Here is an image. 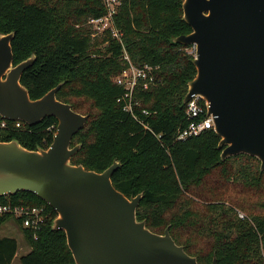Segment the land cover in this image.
<instances>
[{
	"label": "trees",
	"instance_id": "1",
	"mask_svg": "<svg viewBox=\"0 0 264 264\" xmlns=\"http://www.w3.org/2000/svg\"><path fill=\"white\" fill-rule=\"evenodd\" d=\"M118 1L113 24L119 40L88 24L104 16L102 0H0V34L14 33L13 65L35 56L20 84L36 100L64 83L57 100L88 117L72 138L71 147H81L71 164L101 173L118 162L112 185L127 198L142 195L136 217L151 232L169 227L174 242L198 264H211L213 257L217 264H264V171L258 160L239 155L221 161L213 130L176 139L187 123L182 99L196 74L190 47L172 42L191 32L182 19L183 0ZM124 54L136 67L158 68V83L137 95L148 112L140 116L146 127L117 102L124 93L115 83ZM56 126L45 118L10 127L0 132V142L46 149ZM231 189L240 190L228 195ZM7 202L45 204L30 193L0 198ZM47 212L36 240L19 228L30 248L20 264H75L64 233L51 229L56 214L48 206ZM17 247L15 239L0 237V264H11Z\"/></svg>",
	"mask_w": 264,
	"mask_h": 264
},
{
	"label": "water",
	"instance_id": "2",
	"mask_svg": "<svg viewBox=\"0 0 264 264\" xmlns=\"http://www.w3.org/2000/svg\"><path fill=\"white\" fill-rule=\"evenodd\" d=\"M182 19L191 32L172 42L195 48L196 70L182 105L192 97L207 104L221 161L245 155L263 172L264 0H183ZM13 38L0 34V118L29 127L53 118L57 126L46 149L0 142V198L30 193L44 202L56 214L51 229L64 233L75 264H198L169 227L156 234L137 220L142 195L127 198L112 185L118 162L101 173L71 164L81 147H71L72 138L88 117L57 100L63 82L30 99L20 79L35 56L13 65Z\"/></svg>",
	"mask_w": 264,
	"mask_h": 264
},
{
	"label": "built area",
	"instance_id": "3",
	"mask_svg": "<svg viewBox=\"0 0 264 264\" xmlns=\"http://www.w3.org/2000/svg\"><path fill=\"white\" fill-rule=\"evenodd\" d=\"M106 12L103 17L98 19H90L88 24L97 33L108 32L114 38L119 40L120 34L114 27L113 18L117 13L119 5L118 0H102ZM187 52L195 55V48L190 47ZM123 61L125 68L121 74L116 77L115 83L123 89L124 93L117 102L122 104V109L134 121L146 127L140 116H147L148 112L140 108V101L137 95L141 92L148 91L151 87L158 83L156 72L157 67L144 65L136 67L130 61L128 56L124 54ZM184 117L186 126L177 132V141H185L186 139L200 135L207 130H213V123L210 116H207V104L199 97H192L189 102L184 105ZM26 126L20 121H7L0 119V132L9 129H22ZM238 217L243 219L245 216L238 213ZM48 218L47 205H29V204H12L0 203V220L4 223L8 221L14 222L21 230L31 234V239H37V233L45 225Z\"/></svg>",
	"mask_w": 264,
	"mask_h": 264
},
{
	"label": "rangeland",
	"instance_id": "4",
	"mask_svg": "<svg viewBox=\"0 0 264 264\" xmlns=\"http://www.w3.org/2000/svg\"><path fill=\"white\" fill-rule=\"evenodd\" d=\"M78 114H81V113L78 112ZM239 190L240 189H235V190L231 189V190H229L228 195H233L235 192L237 195ZM255 192H256L255 189L254 190H248V194L246 193L247 195H244V199H250L252 193H255ZM238 212L245 216L244 212L239 211V210H238ZM1 230H3V231H1ZM161 232H163V231H161ZM2 235L9 236V237L15 239V241L17 242V245H18L17 253H16L11 264H20V258L22 256H24L25 254H27L28 251L30 250V248H29L28 244L26 243V241L24 240L19 227L14 222L8 221V222H6L0 226V236H2Z\"/></svg>",
	"mask_w": 264,
	"mask_h": 264
},
{
	"label": "crops",
	"instance_id": "5",
	"mask_svg": "<svg viewBox=\"0 0 264 264\" xmlns=\"http://www.w3.org/2000/svg\"><path fill=\"white\" fill-rule=\"evenodd\" d=\"M1 231H3V230H1ZM0 237H9V236H6V235H2V236H0Z\"/></svg>",
	"mask_w": 264,
	"mask_h": 264
}]
</instances>
